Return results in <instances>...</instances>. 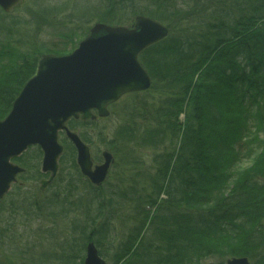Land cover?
<instances>
[{"label":"trees","instance_id":"16d2710c","mask_svg":"<svg viewBox=\"0 0 264 264\" xmlns=\"http://www.w3.org/2000/svg\"><path fill=\"white\" fill-rule=\"evenodd\" d=\"M27 1L29 20L7 23L12 16L0 10V36L9 43L14 28L36 36L68 20L77 28L61 34L67 41L79 30L84 37L93 21L133 28L140 16L170 32L141 61L152 88L115 107L111 132L110 118L69 124L96 147L95 160L104 146L111 151L116 163L104 185L82 176L67 139L62 177L44 193L41 150L17 160L26 173L0 206V264H83L89 243L108 264H226L233 257L264 264V0H99L89 9L78 0L74 9L63 7L70 0ZM83 9L89 12L76 16ZM7 47L0 45V120L35 75L43 49H15L11 57ZM63 220L71 230L58 234ZM33 225L47 232L53 252L33 258L18 245L20 230Z\"/></svg>","mask_w":264,"mask_h":264},{"label":"water","instance_id":"95a60500","mask_svg":"<svg viewBox=\"0 0 264 264\" xmlns=\"http://www.w3.org/2000/svg\"><path fill=\"white\" fill-rule=\"evenodd\" d=\"M23 2L0 0V8L12 14ZM166 36L167 30L144 17H137L133 28L97 23L74 53L40 60L36 75L19 94L7 119L0 121V202L9 195L18 176L26 172L12 160L31 147L42 150L41 171L51 175L48 182L43 181L46 185L42 191L53 182L65 151L60 143L63 133L76 147L82 174L95 186L105 183L114 158L104 153L103 166H94L90 147L66 123L73 118L94 121V110L99 117L108 116L106 106L121 95L147 91L151 81L136 55ZM86 255L84 264H107L93 243H89ZM227 264L251 263L241 257L231 258Z\"/></svg>","mask_w":264,"mask_h":264},{"label":"rangeland","instance_id":"374dc122","mask_svg":"<svg viewBox=\"0 0 264 264\" xmlns=\"http://www.w3.org/2000/svg\"><path fill=\"white\" fill-rule=\"evenodd\" d=\"M57 1H58L57 3L60 5V4H63L64 2H66L67 0H57ZM92 1L96 2V3L99 2V0H86L83 3L89 4V2H92ZM27 2L28 1L25 0L22 5H20L14 9V12L12 14H8L9 16H12V17L9 18L8 20H5V21L7 23H9L8 21L11 19H14V18H19L22 21H25V19L29 20L28 13L26 12V9L24 8V5H26ZM74 3L77 4L78 3L77 0H70L69 3L67 4V6H63V7H67V8L72 7V9H74V7H73L75 5ZM91 6L94 7V4H90L89 7L86 9H89ZM67 8H64V9H67ZM86 9L76 10L74 13L77 16L80 13L89 12ZM91 10H93V9H91ZM71 13H72L71 10L68 9L67 12L65 14H63L61 17L62 18L68 17ZM97 22L98 21H93L90 25H93ZM59 23H63V22L59 21L53 28H47V29H45V31L42 34L36 35V36H35L36 32L33 30H30V34L29 33L27 34L25 32V29L23 30L22 27L14 28L16 31L14 33V34H16L15 41L12 40L13 42L9 43L6 40V36L1 35L0 36V45H9L10 48L7 49L6 51H13L16 49L17 50L16 53H23L25 55L35 53V51H33L34 49L32 50V48L34 46H36V47L38 46L39 48L43 47V49L41 51H39L38 57L40 54H42L41 56H45L48 54H56L59 52H66V53L57 54V55H70L72 52L75 51L76 48L79 47L80 43L86 38V36H84V37H83V35L80 36L81 30H79L78 34H76L78 36H75V37L72 36V38L71 39L68 38L69 40L67 41V39H64V36H62L61 34H63V35L67 34V33H69V31L71 29L77 28L75 26L76 24L70 23L69 20L65 24L63 23L64 25L58 26ZM48 50L54 51V52L46 53ZM111 120H112V123L107 124V129H109V130H107L108 132H111L110 130L114 129L117 125V120H116V122L114 121L113 118ZM109 125H113V126H109ZM64 139H65V137L61 138L62 143H63ZM89 146L91 147V145H89ZM91 148H92V153L94 155L95 151H96V147L92 146ZM103 150H106L105 146L101 149V151H103ZM40 162L41 163H40L39 167L42 164V160ZM245 166H247V165H245ZM64 168H65V170H67V171H65V174H67L66 173V172H68L67 166H65ZM64 168H63V170H64ZM60 170L62 171V166H61ZM61 171L59 172V176L61 174ZM39 187H40V183H39ZM48 188L45 189L44 192L47 191ZM78 216L79 215L77 213L75 216H72V217L70 216V219H73V218L76 219ZM3 219H5V218H3L2 214L0 213V227L2 225ZM69 220H63V221L59 222L58 234L59 233L65 234V233H67V230H71L72 225H71ZM37 225H38V223H37ZM37 225H33L30 229L24 228L22 231L20 230V233H19L20 236L17 239V243L20 247L30 249L29 253H31L33 255V258H36L38 253H46V252L50 253V252L54 251L53 248L47 247L51 241L50 238H48V241L43 240V239H46V237H48L49 235H47V232H46V235H44L42 233H38L40 228ZM64 229L66 232H64ZM58 238L63 239V237H61V236L60 237L58 236ZM24 240L27 242V244L24 243ZM26 263L28 264V262H26Z\"/></svg>","mask_w":264,"mask_h":264},{"label":"bare ground","instance_id":"6f19581e","mask_svg":"<svg viewBox=\"0 0 264 264\" xmlns=\"http://www.w3.org/2000/svg\"><path fill=\"white\" fill-rule=\"evenodd\" d=\"M25 1V0H24ZM53 1H55V0H53ZM78 1H80V2H85L86 0H78ZM24 3V2H23ZM96 4V2H90V4ZM0 10H2L1 8H0ZM3 12H4V10H2ZM140 17H144L145 19H149V20H151L153 23H156V25H161L165 30H167V36H166V38H164V40L163 41H165L166 39H167V37H169V27L167 26V25H165V24H162L161 22H159L157 19H152V18H150V17H148V16H140ZM136 20V19H135ZM92 23V22H91ZM90 23V24H91ZM97 23H102V21L100 22V21H98ZM97 23H95V24H97ZM95 24H93V25H88V26H86V29L87 30H85L84 31V34H85V36H86V38H89L90 36H91V32H92V29H93V26L95 25ZM104 24V23H103ZM105 25H107V24H105ZM107 26H109V25H107ZM110 27H112V26H110ZM117 27V26H116ZM85 38V39H86ZM84 39V40H85ZM83 40V41H84ZM157 44V43H156ZM155 44V45H156ZM155 45H153V46H147L143 51H141L140 53H138L137 55H136V58H138V62H139V64H140V66H141V68L143 69V71H145L144 73H145V75L147 76L148 75V77H149V79H150V81H151V85H150V87H149V89H147V91H144V92H141L140 94H145V93H147L148 91H150V89L152 88V85H153V79L151 78V76H150V74H149V72H148V70L146 69V68H144L143 67V65H142V63H141V61H142V59H145V56H146V51L147 50H149L150 48H152V47H154ZM80 46V45H79ZM10 47H7V48H5V50H7V49H9ZM79 48V47H78ZM78 48H76V49H78ZM76 49H75V51H76ZM0 50H1V48H0ZM14 52H15V50H13ZM74 51V52H75ZM8 53H10V55H11V57L13 56L14 57V55H13V53H12V51H7ZM74 52H72V53H74ZM71 53V54H72ZM49 55V54H48ZM48 55H45V56H42V58L40 59V60H42L44 57H47ZM59 56H69V55H59ZM59 56H56V57H59ZM10 58H9V55L6 57V60H7V62H8V60H9ZM40 60L38 61V64H39V62H40ZM37 68H38V66H37ZM259 69L261 68V66H259L258 67ZM36 71H37V69H36ZM147 73V74H146ZM35 75H36V72H35ZM34 75V76H35ZM33 76V77H34ZM32 77V78H33ZM31 80V78L26 82V84H25V87L27 86V84H28V82ZM24 87V88H25ZM23 88V89H24ZM230 88H232L231 86H230ZM22 92V91H21ZM132 95H133V93H129V92H126V94H123V95H121L116 101H115V103L114 104H112V105H108V106H106V111L109 113V115L108 116H105V117H101L100 118V121H102V120H104L105 118H108V117H110L111 115H112V112H114V109H115V107L117 106V105H120V104H122V103H125L127 100H129V99H131L132 98ZM18 97H19V95H18ZM17 100V99H16ZM256 100L257 101H263V98H262V96H260V94L259 93H257L256 94ZM13 107V106H12ZM13 109V108H12ZM12 111V110H11ZM10 111V112H11ZM98 111V110H97ZM97 111H95L94 110V112H93V114H95L96 116H99L98 114H97ZM10 112H9V114H10ZM8 114V115H9ZM8 117V116H7ZM7 117H6V119H7ZM6 119H4V120H0V121H5ZM109 120H111V118L109 119ZM73 121H77V122H79V121H82L81 119L80 120H76V119H74L73 118V120H71V121H69V122H67L66 123V125H67V127L71 130V128H70V126H69V124L71 123V122H73ZM112 121V120H111ZM111 121H109V122H111ZM106 122V121H105ZM105 122H103V123H105ZM250 125H251V122H250ZM109 126H113V125H109ZM252 126V125H251ZM72 131V130H71ZM73 132V131H72ZM77 135H80L79 134V132H77ZM62 137H65V139H67L68 140V138L65 136V133H63L62 134ZM69 141V140H68ZM70 142V141H69ZM71 143V142H70ZM72 144V143H71ZM73 146V145H72ZM89 146V145H88ZM90 147V146H89ZM92 147V146H91ZM90 147V149H91V157H93V162H94V166H96V165H101V166H103V164H104V162H105V160H104V157H103V154L104 153H110L111 155H112V153H111V151L108 149V148H106V150H103V151H100V157H101V159L99 160V161H97V160H95V154L93 155V153H92V148ZM32 148V147H31ZM30 148V149H31ZM73 148H74V146H73ZM29 149V150H30ZM75 150H76V147H75ZM65 152V151H64ZM76 152V156H77V150L75 151ZM63 156H64V154H63ZM76 156H75V158H76ZM113 157V156H112ZM63 158V157H62ZM61 158V159H62ZM114 158V157H113ZM18 159H20V158H18ZM17 159V160H18ZM43 159V158H42ZM62 161H63V159L61 160V162H60V167H59V172L61 171L60 170V168H61V166H62ZM76 163H77V158H76ZM115 163H116V160H115V158H114V162H113V164H111V168L109 169V171H108V176H107V180H106V182L109 180V177H110V175L112 174V171H113V169H114V166H115ZM246 163V164H245ZM242 165H247V166H245V167H248V165H249V161H245L244 160V164H242ZM77 166H78V164H77ZM78 168H79V166H78ZM41 169L42 168H40V174L42 175V177H43V179H41L39 182H40V187H39V189H40V191L42 192V193H44V191H42V186H45L46 185V183H43V181H45V182H48L49 181V179H50V177H51V175L50 174H45L43 171H41ZM80 171H81V169H80ZM59 172H58V174H57V176L54 178V180H53V182L52 183H50L47 187H45V189H47L50 185L51 186H53L54 185V183L56 182V180L58 179V177H59ZM63 174V173H62ZM62 174L60 175V177H62ZM81 174H82V172H81ZM82 176L85 178V179H88L87 177H85L83 174H82ZM90 182H91V180L90 179H88ZM105 182V183H106ZM43 183V184H42ZM92 183V182H91ZM105 183H103V184H101V185H97V186H102V185H104ZM93 184V183H92ZM15 185V184H14ZM13 185V186H14ZM50 186V187H51ZM93 186H95L94 184H93ZM97 186H95V187H97ZM49 187V188H50ZM48 188V189H49ZM44 189V190H45ZM9 195H10V193H9ZM8 195V196H9ZM8 196H6L5 198H3L2 200H1V202H0V206H1V203L2 202H6V198L8 197ZM150 218H152V215H150ZM143 237V236H142ZM142 237L140 238V239H142ZM136 242V246H139L140 244H141V241L140 240H136L135 241ZM98 249V248H97ZM87 250V249H86ZM98 252H99V250H98ZM85 255H86V251H85ZM100 256H102L101 254H99ZM87 256V255H86ZM86 256H85V259H86ZM102 258L106 261V259L102 256ZM233 258H236V257H233ZM85 259H84V261H85ZM231 260V259H230ZM84 261H83V264H84ZM250 261V260H249ZM106 263L108 264V262L106 261ZM227 264V263H226Z\"/></svg>","mask_w":264,"mask_h":264},{"label":"flooded vegetation","instance_id":"af4514ba","mask_svg":"<svg viewBox=\"0 0 264 264\" xmlns=\"http://www.w3.org/2000/svg\"><path fill=\"white\" fill-rule=\"evenodd\" d=\"M50 186H51V185H50ZM50 186H49V187H50ZM52 187H53V186H51L49 189H51ZM49 189H48V190H49Z\"/></svg>","mask_w":264,"mask_h":264}]
</instances>
